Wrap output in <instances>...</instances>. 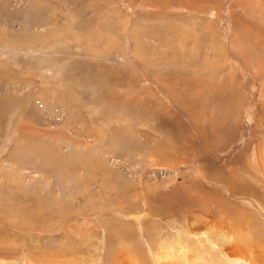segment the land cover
Segmentation results:
<instances>
[{"label": "rangeland", "instance_id": "1", "mask_svg": "<svg viewBox=\"0 0 264 264\" xmlns=\"http://www.w3.org/2000/svg\"><path fill=\"white\" fill-rule=\"evenodd\" d=\"M201 218L264 261V0H0V264H231Z\"/></svg>", "mask_w": 264, "mask_h": 264}, {"label": "bare ground", "instance_id": "2", "mask_svg": "<svg viewBox=\"0 0 264 264\" xmlns=\"http://www.w3.org/2000/svg\"><path fill=\"white\" fill-rule=\"evenodd\" d=\"M195 217H197V216H195ZM197 219H198V217H197ZM136 220H137V223H138V219H136ZM194 220H196V219H194ZM197 221H194L195 223H193V224L196 225ZM200 221H201L200 225H203V229L198 230V231H202L203 230L205 233H207V232L213 233V234H215V237L218 238L219 243H220V247H219L220 256L223 257L222 258L223 262L226 261V262H229L231 264H264V261L262 260L263 256H260V253H257L256 250H252V248H250V246H245V244L247 242L246 243L244 242L245 239H242L243 236L238 234L237 230H236L237 233H235V232L234 233L233 232L230 233L229 231H228L229 232L228 233V232L225 231L226 232L225 234L219 235L217 232L213 231V230H215L214 226H216V222L211 223V221L208 222L207 220H203V219L200 220ZM198 227H200V226H198ZM244 229H243V232L245 230H247V229H245V230ZM218 230H220V229H218ZM253 249H255V248L253 247ZM188 254H190V257H194L193 258L194 259L193 260V264H202V262L199 260L200 258L196 257L195 253H190L188 248L185 251L183 250V253L181 255L182 259L184 258V256L187 257Z\"/></svg>", "mask_w": 264, "mask_h": 264}]
</instances>
